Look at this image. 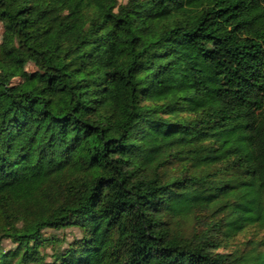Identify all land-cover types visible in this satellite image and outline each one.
I'll use <instances>...</instances> for the list:
<instances>
[{"label":"trees","instance_id":"1","mask_svg":"<svg viewBox=\"0 0 264 264\" xmlns=\"http://www.w3.org/2000/svg\"><path fill=\"white\" fill-rule=\"evenodd\" d=\"M0 24V264H264V0H0Z\"/></svg>","mask_w":264,"mask_h":264},{"label":"rangeland","instance_id":"2","mask_svg":"<svg viewBox=\"0 0 264 264\" xmlns=\"http://www.w3.org/2000/svg\"><path fill=\"white\" fill-rule=\"evenodd\" d=\"M123 1V0H119ZM1 37H2V26L0 24V42H1ZM27 68L29 70H32V66L28 65ZM46 236H56L59 239V243L61 248H64L66 246V243L70 242L74 238H79L81 236L80 230L76 228H70V229H65V230H59V231H50L47 230L45 232ZM45 252L49 253L50 252V247L45 248Z\"/></svg>","mask_w":264,"mask_h":264}]
</instances>
